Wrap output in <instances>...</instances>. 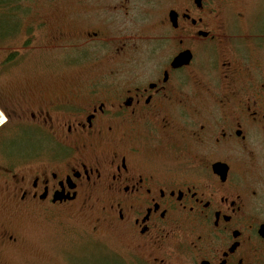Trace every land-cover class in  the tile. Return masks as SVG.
Listing matches in <instances>:
<instances>
[{"label":"flooded vegetation","instance_id":"flooded-vegetation-1","mask_svg":"<svg viewBox=\"0 0 264 264\" xmlns=\"http://www.w3.org/2000/svg\"><path fill=\"white\" fill-rule=\"evenodd\" d=\"M22 1L0 39L27 47L7 58L27 73L0 71L8 212L70 222L57 264H264L263 0ZM4 218L0 264L33 240Z\"/></svg>","mask_w":264,"mask_h":264},{"label":"rangeland","instance_id":"rangeland-1","mask_svg":"<svg viewBox=\"0 0 264 264\" xmlns=\"http://www.w3.org/2000/svg\"><path fill=\"white\" fill-rule=\"evenodd\" d=\"M16 1V0H15ZM40 1H44V0H32L31 2H40ZM13 2V1H12ZM264 2V0H263ZM16 3H25L22 0L20 2ZM249 5V0H231V7L235 10H243L246 8V6ZM28 11H25V13ZM37 12H40V10H38ZM24 12L20 11V10H15V20H13L15 22V24H17L20 28L18 29V33H16L17 36L21 35V28L23 27L22 23L23 21H25L27 19H24L23 15L25 14ZM30 13V12H29ZM36 13V11L34 12ZM259 13H261L260 15H258L254 21H253V25L255 26V29H264V11L260 10ZM49 14V13H47ZM47 14H42L40 12V14L35 15L36 16H41V17H45L44 15ZM52 16V15H51ZM248 16V15H247ZM32 17V18H35ZM247 19V17H246ZM12 25V24H11ZM241 29L240 31H247V29H249V25H248V19L244 20V22H242V25H240ZM16 29V28H15ZM15 36V34L13 35ZM7 37H10V35H7L6 37H4V39H6ZM19 41V42H18ZM27 51V47L26 44L23 43L21 40H15V41H7L4 40V42H2L0 44V71H11L12 69L14 70L15 67H12L8 62H7V58H9L8 54H16L15 57L13 58H17V59H21L23 57H25V52ZM21 57V58H20ZM26 60V59H25ZM26 64V62H25ZM18 69H22L24 70V73H27L26 67L27 65H19L17 66ZM14 70L12 72L14 73H20L19 70ZM79 71H67L66 73L61 74L62 77L56 78L54 74L51 75V79H52V84L53 85H57L60 83V81L62 79H67V80H72V78H76L78 77L81 73L83 72H79ZM10 74L9 72L3 73V74ZM1 74V73H0ZM9 78V76L6 77V79ZM11 80L12 77H10ZM6 79H4V77H0V92H4L6 94H10L9 91H11L9 88L10 84L6 83ZM6 83V84H3ZM4 120H1V124L0 127L2 126ZM1 203L3 204V207L1 205ZM7 204L3 201H0V218L3 219H7L4 217H7V215H11L13 218L17 219V225L19 227H21V229L23 230V232H30V234L33 235V240L24 243V249L20 250L18 253H15L13 258H9L7 257L4 262V264H57V260L59 258H62L61 256V250L64 249V247L69 246V245H65L62 242V236L60 235L61 233H59L60 229H63L65 226L67 227V225L70 222H67L66 219L62 218L61 222L57 221L55 223H44L43 220L37 219V218H31L28 215H16L15 213H11L8 212L7 208L6 209ZM63 223V224H62ZM59 224H61V226H58ZM61 264H66V262L61 261ZM74 264V262H72Z\"/></svg>","mask_w":264,"mask_h":264},{"label":"trees","instance_id":"trees-1","mask_svg":"<svg viewBox=\"0 0 264 264\" xmlns=\"http://www.w3.org/2000/svg\"><path fill=\"white\" fill-rule=\"evenodd\" d=\"M8 5V0H0V39H4L9 33L18 28V25L13 21L16 18L15 10H10L7 7Z\"/></svg>","mask_w":264,"mask_h":264}]
</instances>
